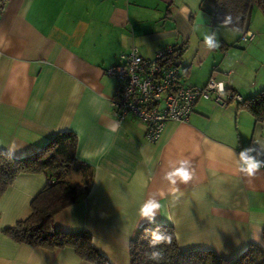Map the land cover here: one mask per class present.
Instances as JSON below:
<instances>
[{
	"label": "crops",
	"instance_id": "1",
	"mask_svg": "<svg viewBox=\"0 0 264 264\" xmlns=\"http://www.w3.org/2000/svg\"><path fill=\"white\" fill-rule=\"evenodd\" d=\"M212 7L213 0H4L0 8V149L20 158L57 133L75 135L76 159L92 179L53 227L89 233L110 264H130L129 242L148 222L140 209L150 199L160 204L156 223L173 227L181 251L225 259L249 245L264 251V169L248 176L239 161L243 148L264 145V121L256 124L241 105L264 90V24L249 17L237 31L213 23ZM246 31L254 38L244 43ZM213 33L219 47L209 49ZM132 47L147 59L183 47L175 65L183 84L202 88L213 78L241 102L200 99L186 121L166 122L157 141H147L140 122L113 116L119 81L104 74ZM185 160L190 179H166ZM46 182L20 175L0 195V264H91L70 248L31 247L4 234L28 217Z\"/></svg>",
	"mask_w": 264,
	"mask_h": 264
},
{
	"label": "trees",
	"instance_id": "2",
	"mask_svg": "<svg viewBox=\"0 0 264 264\" xmlns=\"http://www.w3.org/2000/svg\"><path fill=\"white\" fill-rule=\"evenodd\" d=\"M3 3L4 0H1V7ZM253 7H257L264 15V0H213V7L207 9V12L213 23L222 24L225 17L230 16L232 23L227 26L242 32L247 27ZM182 51L183 47L171 48L165 63L176 65ZM241 103L256 124L264 121V90ZM75 146L76 138L73 133L60 132L36 152L24 157L9 158V154L0 149V195L20 175L43 174L47 180L44 187L30 201L28 217L4 230V234L18 244L48 250L70 248L83 261L91 264H110L92 245L89 233L64 232L53 227L56 215L87 195L92 179L90 167L76 159ZM70 168L81 176L80 186H74L68 181ZM156 225L172 238L170 244L157 246L163 254L159 262L147 259L146 254L153 249L149 247V237L144 235L145 228H153ZM156 225L146 222L135 231L129 242L130 264H264V251L256 245H249L243 253L232 259L221 258L211 251H181L177 246L173 227L162 223Z\"/></svg>",
	"mask_w": 264,
	"mask_h": 264
},
{
	"label": "built area",
	"instance_id": "3",
	"mask_svg": "<svg viewBox=\"0 0 264 264\" xmlns=\"http://www.w3.org/2000/svg\"><path fill=\"white\" fill-rule=\"evenodd\" d=\"M1 8V0H0ZM251 32H243L240 41H252ZM171 48L157 52L154 58H143L135 47L119 55V62L104 71L117 79L119 86L110 100L116 120L130 116L145 128V138L156 142L168 121L184 122L200 100H212L224 107L228 100L240 99L233 92L219 90L221 82L210 78L202 88L183 84L177 67L165 63ZM264 159V158H262ZM264 169V166L261 167Z\"/></svg>",
	"mask_w": 264,
	"mask_h": 264
},
{
	"label": "clouds",
	"instance_id": "4",
	"mask_svg": "<svg viewBox=\"0 0 264 264\" xmlns=\"http://www.w3.org/2000/svg\"><path fill=\"white\" fill-rule=\"evenodd\" d=\"M232 23V18L225 17L222 21L224 26ZM205 44L209 49L219 47L217 40L215 39V33L205 37ZM219 90L223 92V84L219 86ZM255 153V155H253ZM15 155V149L9 150V158H13ZM259 157H264V145H260L259 148L249 145L243 148L239 153V161L241 162L240 170L246 173L248 176H252L259 168L264 166V159H259ZM189 162L181 161L180 167L167 174L166 179L175 184V177H180L184 181L190 179V173L188 171ZM160 208V204L155 199H150L144 203L140 209V215L142 218L148 221L149 224L156 225L157 209ZM144 235L149 237L148 244L149 247L153 249L150 253H147V259L159 262L163 258V254L158 250L157 246L161 244H170L171 236L162 230L159 225L153 228H145Z\"/></svg>",
	"mask_w": 264,
	"mask_h": 264
},
{
	"label": "rangeland",
	"instance_id": "5",
	"mask_svg": "<svg viewBox=\"0 0 264 264\" xmlns=\"http://www.w3.org/2000/svg\"><path fill=\"white\" fill-rule=\"evenodd\" d=\"M254 10L257 11L258 13L260 12L259 16L264 17V15H262L261 11L257 7H253L251 9L250 24L258 27V26H261L262 24H264V20H262V19L260 20L258 15H255V13L253 12ZM67 179L70 182V184H72L74 186H80V182L79 181L81 179V176L79 174L75 173L73 168L69 169V175H68Z\"/></svg>",
	"mask_w": 264,
	"mask_h": 264
}]
</instances>
